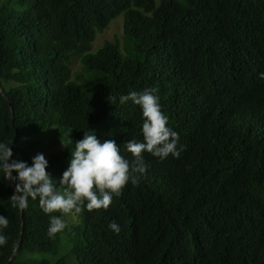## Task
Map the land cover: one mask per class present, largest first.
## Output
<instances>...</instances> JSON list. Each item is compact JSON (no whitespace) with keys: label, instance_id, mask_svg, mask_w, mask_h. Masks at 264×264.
I'll return each mask as SVG.
<instances>
[{"label":"trees","instance_id":"1","mask_svg":"<svg viewBox=\"0 0 264 264\" xmlns=\"http://www.w3.org/2000/svg\"><path fill=\"white\" fill-rule=\"evenodd\" d=\"M119 14L122 41L92 50ZM261 73L264 0H0V143L10 159L30 164L34 136L57 126L64 147L45 169L57 185L84 133L114 140L131 161L125 143L142 141L141 113L119 97L145 88L178 135L177 156L142 152L136 183L51 237L58 213L29 199L21 216L9 204L14 183L0 179V264H264ZM64 235L68 251L52 262L43 254L56 256Z\"/></svg>","mask_w":264,"mask_h":264},{"label":"clouds","instance_id":"2","mask_svg":"<svg viewBox=\"0 0 264 264\" xmlns=\"http://www.w3.org/2000/svg\"><path fill=\"white\" fill-rule=\"evenodd\" d=\"M260 76L264 78V73ZM128 101L138 106L141 113L142 141L128 140L125 143L133 159L129 161L120 155L114 140L101 141L93 132L84 133L82 139L74 142L58 185L45 171L48 161L42 153L31 157L29 164L10 159L12 151L9 144L0 143V179L15 185L9 196L10 206L23 210L28 206V200L32 199L38 201L42 213H59L49 220L46 232L51 237L66 227L65 214H78L82 207L89 211L107 209L113 195H119L126 183H136L137 176L134 174H143L146 168L142 152L160 160L169 154L177 156L178 135L167 126L168 118L160 110L156 89L130 91L119 97L121 104ZM7 225V217L0 215V230ZM108 228L113 232L119 231L114 221L108 224ZM5 243L6 236L0 231V246Z\"/></svg>","mask_w":264,"mask_h":264},{"label":"rangeland","instance_id":"3","mask_svg":"<svg viewBox=\"0 0 264 264\" xmlns=\"http://www.w3.org/2000/svg\"><path fill=\"white\" fill-rule=\"evenodd\" d=\"M158 2L159 0H155ZM180 1V0H178ZM122 24H123V15L119 14L115 16L107 25L106 28H104L100 32H96V36L92 41V50H96L104 41H112V40H118L119 42L122 41ZM80 68V62L78 59H76L73 63V70L78 71ZM57 126H53L49 129H46L40 133H37L34 136V141H36L38 144L35 146V149L32 152V156H34L37 153H42L44 157L47 159L52 153H55L62 148V142L59 139V137L56 134ZM54 183V181H53ZM59 214V213H58ZM63 219L65 223H76L81 222V217H79L77 214H65L63 216ZM64 239L62 240L60 251L56 256H50L47 253H44L43 255L45 257H49L51 261L57 260V258L62 254L66 253L69 248V243L67 241V237L64 235ZM39 254L36 253V256ZM61 264H67L65 261H63ZM72 264H75L74 262Z\"/></svg>","mask_w":264,"mask_h":264},{"label":"water","instance_id":"4","mask_svg":"<svg viewBox=\"0 0 264 264\" xmlns=\"http://www.w3.org/2000/svg\"><path fill=\"white\" fill-rule=\"evenodd\" d=\"M0 93H2V89H1V87H0ZM3 94V93H2ZM5 100H6V102L8 103V105H9V107H10V109H11V103H10V101L8 100V99H6L5 98ZM11 148V147H10ZM11 185H12V187H13V190H14V185L11 183ZM20 215L22 216V210H20ZM22 229H23V224H21V231H22ZM11 258V257H10Z\"/></svg>","mask_w":264,"mask_h":264}]
</instances>
